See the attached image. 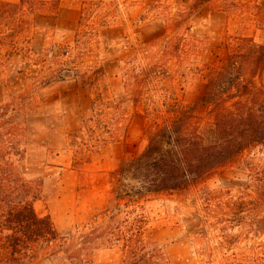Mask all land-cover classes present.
<instances>
[{
  "label": "rangeland",
  "instance_id": "1",
  "mask_svg": "<svg viewBox=\"0 0 264 264\" xmlns=\"http://www.w3.org/2000/svg\"><path fill=\"white\" fill-rule=\"evenodd\" d=\"M9 1L0 0V102L12 92L26 97L23 170L38 186L34 209L50 216L71 255L117 264L123 241L111 231L127 235L140 215L143 237L169 264H247L253 256L264 264V145L185 190L112 200L114 174L144 150L166 106L204 114L209 68L224 66L239 37L264 42V0L194 9L193 0H45L33 14ZM62 255L32 264H69Z\"/></svg>",
  "mask_w": 264,
  "mask_h": 264
},
{
  "label": "trees",
  "instance_id": "2",
  "mask_svg": "<svg viewBox=\"0 0 264 264\" xmlns=\"http://www.w3.org/2000/svg\"><path fill=\"white\" fill-rule=\"evenodd\" d=\"M209 1L193 0L191 7ZM6 4L33 14L45 6V0ZM237 40L233 48H227L224 66L209 68L200 98L205 113L169 103L167 117L144 150L114 174L120 188L112 193V200L135 202L185 190L211 171L264 145V42L249 36ZM27 115V100L21 92H12L0 102V264H32L40 255L61 253L69 264H82L83 259L71 255L66 236L59 233L50 216H40L34 209L38 186L23 170ZM259 173L264 197V167ZM240 218L251 220L247 215ZM143 225V217L135 215L127 235L111 231L114 241H123L117 264H169L162 247L143 237ZM254 257L247 264H254Z\"/></svg>",
  "mask_w": 264,
  "mask_h": 264
}]
</instances>
